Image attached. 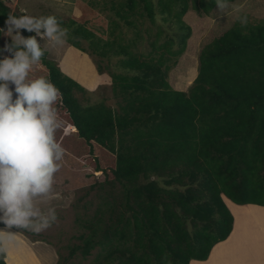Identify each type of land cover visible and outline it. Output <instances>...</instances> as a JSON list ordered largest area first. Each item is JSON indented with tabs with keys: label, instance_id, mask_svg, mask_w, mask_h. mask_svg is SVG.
Masks as SVG:
<instances>
[{
	"label": "trees",
	"instance_id": "obj_1",
	"mask_svg": "<svg viewBox=\"0 0 264 264\" xmlns=\"http://www.w3.org/2000/svg\"><path fill=\"white\" fill-rule=\"evenodd\" d=\"M188 1L160 3L163 21L177 19L179 46L173 51L172 39L166 41L154 49H163L158 57L102 43L86 27V11L80 23L72 22L78 23L71 30L74 46L84 39L101 59L124 55V72L111 73L112 90L121 100L117 107L104 101L83 105L75 92L84 87L46 51L35 63L31 79L48 77L61 93L55 106L62 122L57 142L88 165L91 175L100 172L95 186L118 189L108 190L85 220L88 232L77 236L80 243L70 255L85 259L97 248V264L206 261L212 248L231 234L229 205L264 206V21H234L211 31L200 44L195 79L186 91L176 90L167 80L166 61L184 52L191 35L181 20ZM233 1L202 0L199 7L208 13ZM140 3L153 19L150 0H127L126 6L134 13ZM20 14L25 13L0 0V28H6L8 16ZM116 15L130 23L120 11ZM98 69H103L101 61ZM0 226L7 227L3 222ZM0 264H6L5 251Z\"/></svg>",
	"mask_w": 264,
	"mask_h": 264
},
{
	"label": "rangeland",
	"instance_id": "obj_2",
	"mask_svg": "<svg viewBox=\"0 0 264 264\" xmlns=\"http://www.w3.org/2000/svg\"><path fill=\"white\" fill-rule=\"evenodd\" d=\"M165 1L150 0L154 8L152 19L143 9L141 3L137 5L134 13L130 12L126 6L127 0H5L12 11L37 17L57 16L62 26L68 29L67 41L62 46H53V42L46 37L41 39L37 36L41 47L47 52L48 58L53 60L65 75L84 87L85 91L75 92L76 97L83 105L104 101L114 107H117L121 100L115 96L112 90L111 73L124 72L120 61L124 55H111L101 59L94 54L84 39H78L79 46H74L70 41L71 38H74L71 30L78 23L74 25L72 22L80 23L79 19L82 17L83 11H86V27L93 31L95 37L100 38L102 43L113 42L112 46L116 49L121 46L137 56L158 57L163 49H154L166 41L172 39L171 48L173 51L179 46L177 43L179 34L177 19L163 21L159 11L160 3ZM201 1L189 0L190 6L181 16L182 22L191 28V35L186 42L184 52L176 57L169 56V58L168 54H165L168 58L166 64L170 66L167 69V80L176 90L186 91L195 79L197 53L203 38L210 36L211 31L227 27L234 21L240 24L264 21V0H235L227 5L220 3L208 13L199 7ZM194 5H197L198 9H195ZM221 8L226 9L220 12ZM173 9L172 11L175 13L176 8ZM116 11L124 14L130 23H126L119 15H116ZM4 30L6 32L7 27ZM21 34L27 37L22 30ZM5 42L12 45L11 37L3 35L2 48ZM153 42L155 47H152ZM18 47L22 48L23 45H18ZM16 50L17 46H13L10 52L2 51V57L11 56ZM100 61L103 66L101 71L98 69ZM36 71L35 64H33L28 79H31ZM10 87L13 89V99H15V86L10 84ZM58 163H60V168L54 176L50 192L33 198L34 206L42 213L46 214L49 208H55L57 220L51 227L40 233L29 230L33 234L31 237L41 238L52 244L51 247L54 251L52 250L53 254L50 256V260L47 256L45 257L49 264H54V262L55 264H97V248L85 259L79 253L76 255L69 253L73 246L80 243L77 236L82 232H88L84 227L85 220L92 218L98 203L101 202L108 190L112 189L117 192V185L110 187L104 185L102 188H106L107 191L100 189L98 185L95 186L100 172L91 175L88 165L65 152L63 159ZM93 185L94 187H92ZM229 209L238 228L244 224L245 216L264 215L263 206L233 204L229 205ZM104 217H108V212L104 214ZM246 246L254 248L251 244ZM226 255L231 260V264H234L233 259L239 254L234 256L230 252ZM221 257H223L222 252L215 258L217 264L221 262ZM249 263L250 261L246 262V264ZM201 264H209V262Z\"/></svg>",
	"mask_w": 264,
	"mask_h": 264
},
{
	"label": "clouds",
	"instance_id": "obj_3",
	"mask_svg": "<svg viewBox=\"0 0 264 264\" xmlns=\"http://www.w3.org/2000/svg\"><path fill=\"white\" fill-rule=\"evenodd\" d=\"M5 24L7 31L0 28V36L11 37L12 45L5 42L0 51L17 50L0 58V222L40 233L57 220L55 208L42 213L33 198L50 192L64 157L56 138L62 122L55 106L61 93L50 78L28 76L45 54L37 36L62 46L69 32L55 15H12ZM21 30L35 35L24 37Z\"/></svg>",
	"mask_w": 264,
	"mask_h": 264
},
{
	"label": "crops",
	"instance_id": "obj_4",
	"mask_svg": "<svg viewBox=\"0 0 264 264\" xmlns=\"http://www.w3.org/2000/svg\"><path fill=\"white\" fill-rule=\"evenodd\" d=\"M32 235L0 226V240L5 249L6 264H49L46 262L45 257L47 256L50 260V256L53 254L52 244L41 238H33ZM247 244L253 245L254 248H248ZM221 252L223 257H221L219 264H231V260L226 255L230 252L234 256L239 254L234 257V264H246L247 261H250L249 264H264V215L245 216L244 224L240 228H238L234 219L231 234L226 241L216 244L206 261H191L189 264L208 262L209 264H217L215 258L220 256Z\"/></svg>",
	"mask_w": 264,
	"mask_h": 264
}]
</instances>
